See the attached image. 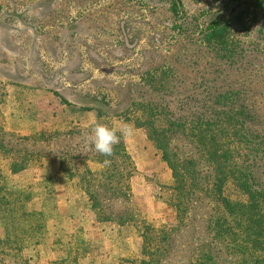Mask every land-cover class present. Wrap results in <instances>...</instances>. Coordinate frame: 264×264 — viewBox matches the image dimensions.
I'll list each match as a JSON object with an SVG mask.
<instances>
[{
    "label": "trees",
    "instance_id": "trees-1",
    "mask_svg": "<svg viewBox=\"0 0 264 264\" xmlns=\"http://www.w3.org/2000/svg\"><path fill=\"white\" fill-rule=\"evenodd\" d=\"M169 3L175 14L178 0ZM262 3L255 2L264 11ZM227 29L218 17L200 31L224 60L232 53L225 47ZM169 58L148 63V93L127 107L76 109L90 114L85 125L79 116L52 130L19 132L0 112V264H40L47 252L54 257L45 264H82L90 251L104 248L102 238H84L89 230L77 222L69 232L56 229L47 243L46 223L59 218L50 199V158L62 179L74 181L108 242L98 264H264V143L253 110L237 89L194 92L196 81L179 78L178 64ZM2 87L0 82V96ZM124 122L144 130L170 171L162 197L154 196L173 210V225L153 224L134 202L135 167L124 136L112 157L91 145L96 123ZM32 171L31 183L23 182ZM34 197L41 198L40 208L28 206Z\"/></svg>",
    "mask_w": 264,
    "mask_h": 264
},
{
    "label": "rangeland",
    "instance_id": "rangeland-1",
    "mask_svg": "<svg viewBox=\"0 0 264 264\" xmlns=\"http://www.w3.org/2000/svg\"><path fill=\"white\" fill-rule=\"evenodd\" d=\"M169 1L0 0V112L5 124L17 117L22 124L37 122L33 130L48 131L90 115L76 112L79 107L118 111L148 93L143 74L148 63L170 56L178 64L179 78L196 81L194 92L220 86L245 96L243 104L253 110L264 143V11L256 0H178L174 14ZM218 17L228 26L225 47L232 53L227 60L215 56L200 38V31ZM124 140L135 167L130 178L134 202L153 224L173 225V210L154 196L162 197L169 169L143 129L134 128ZM54 163L48 160L47 171L56 212L70 219L75 213L82 217L85 197L79 194L85 199L83 209L74 206L78 197L73 204L65 202ZM33 173L21 180L31 183ZM40 204L41 198L34 197L28 206L40 208ZM77 224L72 220L66 231ZM57 226L52 220L46 223L47 243ZM82 235L88 236L85 231ZM102 244L108 245L103 237ZM47 253L40 264L54 257ZM101 259L102 250L97 249L81 263L98 264Z\"/></svg>",
    "mask_w": 264,
    "mask_h": 264
},
{
    "label": "crops",
    "instance_id": "crops-1",
    "mask_svg": "<svg viewBox=\"0 0 264 264\" xmlns=\"http://www.w3.org/2000/svg\"><path fill=\"white\" fill-rule=\"evenodd\" d=\"M11 116L15 117V114H13ZM85 120H87L86 121L87 123L90 122L89 115H87V117H83L81 123H85ZM12 121H14V122H12ZM12 121L11 122L8 121L7 126L8 127H13L16 130H18L19 132H26V131L28 132L31 129H36L37 126H38L37 122L33 123V122H30V121H26L27 124H22L21 123V119L17 118V117L13 118ZM54 164L56 166L54 168V172L56 173V175H58V174H60L59 170H58V165H57L56 162ZM59 177H60V175H59ZM56 184L59 187V192H60L59 195L61 196L62 194H64V198H63L64 200L67 197V200L65 202H67V203H69V202L71 203L72 202V204H73L74 200L76 199V197L79 198V196H80L79 194L80 193H79L74 181H66V180L64 181L62 179V177H60V179L56 180ZM79 199H80V201L79 200L78 201H79L80 205H78L79 204L78 203V204H75L74 206H75V208L83 209L84 207H83L82 204L84 203L85 199L83 197H80ZM64 200H62L61 202H63ZM57 207L59 209V204L57 205ZM73 211L77 212V209L73 210ZM84 211L85 212H84V215L82 217L75 213V215L71 219L69 218V216L67 214H60L61 216H59L58 221L56 222L57 225H58L57 229L61 228V229L66 231L67 227L70 224V222L73 220L74 222H77L78 224H80L83 228L89 229V232H87V235H88L87 237L88 238H92V239H100V238H102L101 237L102 236L101 232L100 233L98 232L99 228L95 224H92V221L90 220V217H89L87 209H85ZM82 214L83 213H81V215ZM59 225H61L62 227H60ZM55 230H56V228H55ZM106 247L102 249V257L104 255L105 250L107 249ZM47 254L45 255L44 258H46Z\"/></svg>",
    "mask_w": 264,
    "mask_h": 264
},
{
    "label": "clouds",
    "instance_id": "clouds-1",
    "mask_svg": "<svg viewBox=\"0 0 264 264\" xmlns=\"http://www.w3.org/2000/svg\"><path fill=\"white\" fill-rule=\"evenodd\" d=\"M118 132L120 135L117 134ZM132 133V125L126 122L119 127H109L106 124L96 123L92 128L90 141L96 152L105 157H112L114 155V146L120 143L121 136L127 137L132 135ZM104 163L110 164L111 161L106 159Z\"/></svg>",
    "mask_w": 264,
    "mask_h": 264
},
{
    "label": "water",
    "instance_id": "water-1",
    "mask_svg": "<svg viewBox=\"0 0 264 264\" xmlns=\"http://www.w3.org/2000/svg\"><path fill=\"white\" fill-rule=\"evenodd\" d=\"M262 6H263V8H264V3H262Z\"/></svg>",
    "mask_w": 264,
    "mask_h": 264
}]
</instances>
